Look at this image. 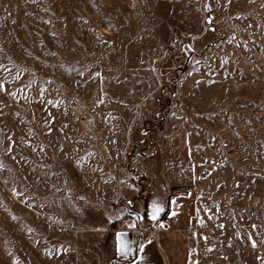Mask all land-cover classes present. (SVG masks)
Returning <instances> with one entry per match:
<instances>
[{
    "label": "rangeland",
    "instance_id": "1",
    "mask_svg": "<svg viewBox=\"0 0 264 264\" xmlns=\"http://www.w3.org/2000/svg\"><path fill=\"white\" fill-rule=\"evenodd\" d=\"M137 216L167 264H264V0H0V264Z\"/></svg>",
    "mask_w": 264,
    "mask_h": 264
},
{
    "label": "crops",
    "instance_id": "2",
    "mask_svg": "<svg viewBox=\"0 0 264 264\" xmlns=\"http://www.w3.org/2000/svg\"><path fill=\"white\" fill-rule=\"evenodd\" d=\"M162 194L165 201L168 202V190ZM119 220L121 219H112L104 229L94 226L75 234L76 241L73 243L79 248L76 251L79 254V264H87L86 260L89 256L91 258L94 256L95 259L93 263L90 261L89 264H167L163 252H161L160 241L154 235L155 230H146L139 224L143 220H147L146 223L154 228L160 221H151L146 216L143 219L141 216H137L138 225H133L129 217ZM87 240L90 241L89 250L85 248L84 244ZM91 248H96V250L91 253ZM108 248L109 252L106 251ZM135 250L138 255L134 258ZM204 261L205 259H199L196 264H204Z\"/></svg>",
    "mask_w": 264,
    "mask_h": 264
}]
</instances>
